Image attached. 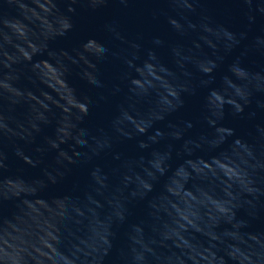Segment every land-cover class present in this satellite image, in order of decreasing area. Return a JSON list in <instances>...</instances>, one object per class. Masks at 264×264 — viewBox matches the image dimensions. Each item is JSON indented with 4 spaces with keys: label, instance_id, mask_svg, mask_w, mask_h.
Wrapping results in <instances>:
<instances>
[{
    "label": "water",
    "instance_id": "1",
    "mask_svg": "<svg viewBox=\"0 0 264 264\" xmlns=\"http://www.w3.org/2000/svg\"><path fill=\"white\" fill-rule=\"evenodd\" d=\"M91 2L0 0V264H264V0Z\"/></svg>",
    "mask_w": 264,
    "mask_h": 264
},
{
    "label": "clouds",
    "instance_id": "2",
    "mask_svg": "<svg viewBox=\"0 0 264 264\" xmlns=\"http://www.w3.org/2000/svg\"><path fill=\"white\" fill-rule=\"evenodd\" d=\"M110 2V0H92L91 2V7L93 8H98L100 7L101 5H106ZM119 3L122 4V5H127L129 3V0H119ZM199 3H200V0H183V7L185 9H187L188 11L192 12V11H195L196 7L199 6ZM250 22H254L253 18H249ZM169 23L172 24L174 27L176 26L175 25V21H173L172 19H169ZM70 27V26H69ZM106 29L108 31H111L113 33H117V22L116 21H113L112 23L108 24L105 26ZM225 31V34L229 36L230 39L233 40L234 43H239V40L236 39V37L234 36V34L232 33H229L227 32L226 29H224ZM244 38V34L241 33L240 34V39H243ZM162 41L160 40L159 37H154L153 38V44H156V45H159L161 44ZM260 43L261 45H264V37H262L260 39ZM96 48L98 49V51L102 54L101 57L99 58H103L104 55H106L108 53V48L99 43V42H96ZM150 56H154V53L153 52H150L149 53ZM89 83L91 85H93L94 87L96 88H103L104 87V84L103 82L99 79V77H93L89 80ZM114 91H119V88H115ZM186 91V89H182L181 90V94L177 95L176 97H173L172 99L176 102L177 105L179 106H183V95L182 93ZM241 100H243V97H241ZM261 107V110H264V103H262L260 105ZM80 108L82 110V113L84 116H87L89 114V102H85V103H82L80 105ZM243 112V108L241 107L240 109H238V111L236 113H234L235 115H241ZM191 122H187V127H191ZM260 128L262 130H264V125H261ZM162 135V134H161ZM86 146V145H85ZM137 147L139 148H144L145 145L143 143H140L137 145ZM261 171H264V169H261ZM244 194L248 197H250L251 199H257V200H264V184H260V185H257L256 183L254 182H250V188H245L244 189ZM133 196H135V193L132 194ZM144 256L142 254H136L134 255L132 258H131V261H130V264H144Z\"/></svg>",
    "mask_w": 264,
    "mask_h": 264
}]
</instances>
